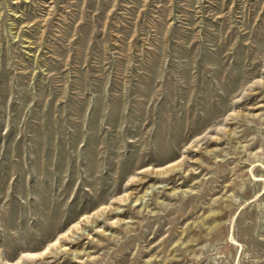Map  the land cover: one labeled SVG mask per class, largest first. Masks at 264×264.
<instances>
[{
	"label": "rangeland",
	"instance_id": "obj_1",
	"mask_svg": "<svg viewBox=\"0 0 264 264\" xmlns=\"http://www.w3.org/2000/svg\"><path fill=\"white\" fill-rule=\"evenodd\" d=\"M0 264H264V0H0Z\"/></svg>",
	"mask_w": 264,
	"mask_h": 264
},
{
	"label": "bare ground",
	"instance_id": "obj_2",
	"mask_svg": "<svg viewBox=\"0 0 264 264\" xmlns=\"http://www.w3.org/2000/svg\"><path fill=\"white\" fill-rule=\"evenodd\" d=\"M138 201V200H137ZM137 201H135V202H137Z\"/></svg>",
	"mask_w": 264,
	"mask_h": 264
}]
</instances>
